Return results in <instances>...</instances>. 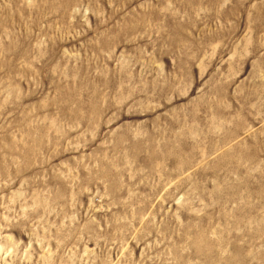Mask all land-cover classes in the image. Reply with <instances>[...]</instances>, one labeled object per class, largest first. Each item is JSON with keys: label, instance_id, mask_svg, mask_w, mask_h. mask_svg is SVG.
Wrapping results in <instances>:
<instances>
[{"label": "rangeland", "instance_id": "1", "mask_svg": "<svg viewBox=\"0 0 264 264\" xmlns=\"http://www.w3.org/2000/svg\"><path fill=\"white\" fill-rule=\"evenodd\" d=\"M0 264H264V0H0Z\"/></svg>", "mask_w": 264, "mask_h": 264}]
</instances>
